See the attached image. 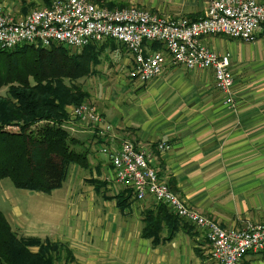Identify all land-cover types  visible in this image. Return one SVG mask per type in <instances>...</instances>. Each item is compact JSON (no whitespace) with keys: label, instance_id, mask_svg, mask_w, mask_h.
<instances>
[{"label":"crops","instance_id":"crops-1","mask_svg":"<svg viewBox=\"0 0 264 264\" xmlns=\"http://www.w3.org/2000/svg\"><path fill=\"white\" fill-rule=\"evenodd\" d=\"M50 1L0 0V5L21 18ZM94 1L198 19L212 0ZM204 42L230 54L236 106L225 104L212 69L191 71L169 63L160 76L145 84L130 77L106 82L110 88L95 91L91 98L105 122L98 129L80 119H67L64 124L77 140L75 148L89 153V167L71 164L63 186L45 193L43 208L11 204L4 214L18 236L63 244L61 259L67 264H216L204 231L181 219L165 218L153 198L138 201L132 196L128 207H118L115 196L126 188L113 179L110 159L101 148L116 146L121 138L149 150L160 179L222 228L242 229L264 222V35L254 42L223 35ZM148 48L161 49L153 44ZM110 52L128 73L132 57L127 49L118 44ZM117 85L121 89H114ZM108 123L112 133L105 130ZM161 143L169 148L160 150ZM93 180L101 181V190ZM151 211L162 220L157 244L142 235ZM240 264H264V251L248 252Z\"/></svg>","mask_w":264,"mask_h":264},{"label":"built area","instance_id":"built-area-1","mask_svg":"<svg viewBox=\"0 0 264 264\" xmlns=\"http://www.w3.org/2000/svg\"><path fill=\"white\" fill-rule=\"evenodd\" d=\"M227 36L254 42L264 35V2L258 0H212L198 19L170 17L137 6L114 7L94 0H52L16 18L0 5V47L22 45L49 47L53 44L81 49L89 44L114 40L132 57L128 75L141 84L160 76L170 63L187 70L212 69L215 87L224 102L236 106L235 77L229 53H219L205 44L207 37ZM157 51L149 50L153 43ZM72 119L99 128L105 120L93 105L82 103L73 109ZM71 119V120H72ZM105 130L113 132L108 123ZM169 145L159 144L160 150ZM114 172V180L132 190L134 199H154L179 219L202 229L210 243L216 264H240L248 252L264 251V222L249 223L242 229H224L180 198L160 179L151 164V154L132 140L121 138L116 146H103Z\"/></svg>","mask_w":264,"mask_h":264},{"label":"trees","instance_id":"trees-1","mask_svg":"<svg viewBox=\"0 0 264 264\" xmlns=\"http://www.w3.org/2000/svg\"><path fill=\"white\" fill-rule=\"evenodd\" d=\"M106 6L117 7L111 2ZM118 44L106 40L89 44L81 52L62 44L0 47V180L9 178L17 188L51 193L63 186L71 164L89 167V153L75 148L77 140L64 126L67 106L89 100L90 93L78 80L94 74L102 54L114 51ZM92 183L102 189L101 181ZM132 196L130 189L118 193V207H128ZM159 205L165 218L171 216L178 222L165 205ZM145 222L142 235L159 243L162 220L151 211ZM62 247L50 239L18 236L0 209V264H55L62 258Z\"/></svg>","mask_w":264,"mask_h":264},{"label":"rangeland","instance_id":"rangeland-1","mask_svg":"<svg viewBox=\"0 0 264 264\" xmlns=\"http://www.w3.org/2000/svg\"><path fill=\"white\" fill-rule=\"evenodd\" d=\"M51 2L52 0L50 1V4ZM36 9H39V8H36ZM82 49L83 48L81 49L72 48L74 52L75 51L81 52ZM102 76L104 77L103 79L105 80L103 84L101 83V81H103L101 79ZM116 77H119L120 80L121 79L126 80L129 77L127 70H126V65L122 64L121 61H118L116 56L113 54V52H110V50L107 49L101 56V63L95 67L94 74H92L91 76L89 75L87 77H82L77 82L78 84L82 85V87L90 93V98L89 100H86L87 102L85 103H88L96 107L95 104H93L94 103L93 100L91 99L93 98V94L95 93V91L96 92L101 91V88H104V87L105 89L107 88L109 89L110 85H108V83L106 82H113ZM120 87L121 85H117L114 87V89L119 90L121 89ZM5 91L6 89L4 88L1 90V93L4 94ZM68 106L72 108L71 110H67L69 113L68 119H72L73 109L78 106L77 105L76 106L68 105ZM96 109L98 110L97 107ZM76 120H79V119H76ZM71 176H75V172H73L72 174V171H71ZM61 191H64V190H61ZM38 193L40 192L25 190V189H20V188L15 187L9 178L2 179L0 180V209L3 212L7 213V210L10 209V205L14 203H17L18 205H20L21 208H28V207L29 208H33V207L43 208L46 205L45 197L47 196L45 195V193L42 194L43 196H36ZM55 264H67V263L65 261H62V259H59L56 261Z\"/></svg>","mask_w":264,"mask_h":264}]
</instances>
